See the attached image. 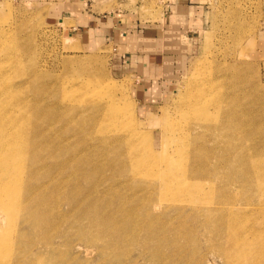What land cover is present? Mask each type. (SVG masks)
<instances>
[{
	"label": "rangeland",
	"instance_id": "1",
	"mask_svg": "<svg viewBox=\"0 0 264 264\" xmlns=\"http://www.w3.org/2000/svg\"><path fill=\"white\" fill-rule=\"evenodd\" d=\"M163 1L168 0H135L134 3L138 5L142 19H147L158 16ZM208 5L205 29L201 31L197 40L196 53L189 60L178 83L166 93L145 95L138 89L137 82L132 75L133 71H128L124 62L119 61L116 55H113L112 46H83L76 34L71 32L68 24L60 23L52 18L48 13V7L40 1L0 0V93L2 92V98L8 100L5 107L13 111L14 122L18 125L21 123V127L26 125L25 130L30 138L35 135V130H32L29 125L33 122L42 123V128L44 127L46 131L45 135L48 133L55 139L60 135L58 141L66 142L72 148H76L74 153L68 156L76 155L82 148L96 145L98 143L96 138L104 134L105 130L116 132L123 128L122 130H126L127 134L134 131L137 141L135 148L138 154L132 157L133 159L125 153V147L110 146L126 158L123 165L117 164L113 169H108L109 173L112 172L115 175V178L112 176L110 180L124 181L129 178L128 181L131 182L141 181L139 185H131L132 189L127 190V194L132 195L139 189L137 190L139 196L145 195L162 201L163 205L167 204L166 200L170 197H167L164 191H159L160 186L156 185L148 189L145 187L150 183V171L158 167L157 164L151 163L150 157L147 156L150 141L153 139V145L156 148L164 147L163 153L166 155L168 147L165 145L167 144L165 140L168 135L167 131H169L168 127L171 126L170 122L173 117L179 114L178 106L182 102L181 96L196 85H199V88L203 87L202 83L205 82L201 79L205 77L208 70L220 73L222 69L229 66L245 68L248 84L255 85V91L248 96L243 94V102L249 107L253 121L250 127L255 131L251 133L252 138L247 139V144L253 145L254 169L257 170L258 182L250 187L245 186V189L239 192L242 204H245L248 197L253 204L246 205L247 209L235 212V219L227 230L229 234L226 232L224 238L213 237L212 232L204 225L205 216L202 213L197 214L199 217L194 220L193 215L188 212L168 209L160 216V219H155L153 227L161 225L160 227L165 228L166 226L167 228L169 226V232L172 229L171 238L179 240L181 247L174 249L176 246L169 243H172V239L169 238L164 240L159 248V252H162L161 258H159L160 253L155 257L153 255L156 251H146V247L136 243L126 245L125 252L116 255V252L101 239L91 242L82 237L80 228H78L79 224L74 220L73 213L70 211L71 207L63 204L62 208L61 206L51 207L49 215L52 217L48 215V221L59 220L57 226L50 224L51 227H48L46 232L44 231L46 234L49 232L53 234V246L56 245L57 249L50 251L48 244L46 246L45 243L40 242L41 236L37 235L38 230L34 226L27 228V221H20L19 224L22 225L18 230L25 228L23 238L17 236V242L8 246L12 252L15 249V254L11 258L12 264H105L104 258H107L106 262L109 264H186V262L187 264H200V262L201 264H264V150H262L264 149V143H262L264 142V61L259 58L253 48V41L258 36L264 18V0H210ZM88 77L97 78L105 84H113L114 89L111 88V91H108V94L105 93L104 96L107 95L106 98L109 99L111 94L116 99L117 105H120L121 110L117 112V119L110 121L103 115L106 101H101L99 104L87 102L93 92L92 88L88 86V81L83 84V88L79 84ZM39 104L48 106V108L38 111L35 108ZM79 105L84 106L80 108ZM50 110L55 120L51 128L47 125L45 121L47 118L44 115ZM172 130L173 128L170 133L173 134ZM42 137L45 136L42 135ZM41 146L39 145V148ZM46 146L43 147L48 149L49 146ZM43 147L40 151L44 155L49 149ZM37 148L28 146L27 156L37 152ZM68 156H63L64 159H62L65 160ZM27 162V173L29 174V166L33 165L32 170H35L33 174L36 173L35 176H37L32 174L33 180L39 178L36 184L39 182L51 184L55 177L60 183V189L64 188L63 177L52 168L50 158L47 157L44 162L39 160L38 163H30L31 158L29 157ZM135 172L139 173L135 174ZM182 172V170L179 171V174L174 176V180L184 177ZM27 173L25 177H29ZM202 182L204 185L201 184ZM202 182L188 192L185 196L186 201L196 200L199 197L207 200L219 195V190H215L214 195H211L210 191L208 192L210 183ZM247 191L250 192L247 193ZM73 195L76 196V193ZM195 203L204 204L205 202L199 199ZM184 204L186 203L181 205ZM190 205H194V202L186 207V211L193 210ZM156 206L162 208L160 203ZM0 212L4 216V212ZM3 216L0 217L1 228L3 227V232L0 233H6V236L11 239V235L14 236L15 232L12 234L6 232L10 227L9 216L2 219ZM201 224L204 228L200 227ZM131 226V230L135 228L134 224ZM190 227L191 229L194 227L191 233L195 234L190 233ZM208 232L210 233L207 234ZM207 235L213 238L208 240ZM183 240L187 243H183ZM193 240L198 244L191 243ZM5 243L6 241L0 250V262L10 257L7 253L8 249H5ZM186 246L188 249L185 248ZM200 248L202 250L198 252ZM174 250L178 252L174 255L175 257L171 256ZM226 251L231 255L229 262L226 258Z\"/></svg>",
	"mask_w": 264,
	"mask_h": 264
},
{
	"label": "bare ground",
	"instance_id": "2",
	"mask_svg": "<svg viewBox=\"0 0 264 264\" xmlns=\"http://www.w3.org/2000/svg\"><path fill=\"white\" fill-rule=\"evenodd\" d=\"M205 77L201 79L205 82L202 83L204 84L203 87L201 86L202 84L200 88L198 87L199 85H196L181 96L182 102L178 106L179 114L174 116L172 121L170 120L171 126L169 125L168 127L169 131H167L168 135L165 140L167 143L165 145L168 147L166 155L163 153L164 147L156 148L153 145V139L150 141L147 156L148 158L150 157L151 163L157 164L158 167L150 171V183L145 187L148 189V187L160 186L159 191H164L165 195L170 197V199L166 200V205H163V202L160 200H155L145 195L139 196L137 194V190L139 189L133 192L132 195L126 193L127 190L132 189L131 185H139L141 181L131 182L128 181L129 178L124 181L110 180L112 176L115 178V175L112 172L109 173L108 169H113L117 164L123 165L126 160L124 156H121L110 146L118 145L122 146V148L125 147V153L129 155V158L133 159L138 154L135 148L137 141L134 131L127 134L126 130H122L123 128L121 130L117 129L118 131L116 132H112L113 130H105L104 134L96 138L98 142L96 145L85 147L81 150L78 149L79 151L76 155L68 156L70 154L72 155L76 148H72L66 142L62 143L58 141L60 135L56 137L57 140L48 133L46 136V131H44V127L42 128V123L40 124V122H33L29 125L32 130H35V135L31 138L28 137V133L25 130L26 125L21 127V123L18 125V123L14 122V113L5 107L8 104V100L6 101L5 99L7 98H2L3 95L1 92L0 211L4 212V216L0 212V217L3 216L2 219H5L6 216H9L10 227L6 232L10 234L15 232V234L14 236L11 235L10 239V237L8 238L6 236V233H0V250L5 241V249H8L9 244L17 242V236L23 238L25 228L21 231L18 230L20 228L19 226L22 225L19 224L20 221H27V228L34 226L38 230L37 235L41 236L39 238L40 242L45 243L46 246L48 244L50 251L57 249L55 247L56 245L53 246V234L51 235L50 232L46 234L45 232L48 227L56 225L59 220L56 219V221L54 220L55 222L48 221L47 217L49 212H51V207L61 206L62 208L63 204H68L71 207L70 211L73 213L74 220L79 224L78 228H80L82 237L91 242H97L101 239L102 242H105L110 246L109 248L116 252V255L125 252L126 245L136 243L139 246L146 247V251H156L153 256L157 257L160 253V246L163 245L164 240L169 238L172 239V243H169L172 245L175 244L176 246L174 249L181 247L180 243H178L179 240L176 241L171 238L172 235L170 232L172 229L169 232L170 227L168 225L169 228H166V226L165 228L160 227L161 225L159 227H153L155 225V219H160V216L166 213L168 209L176 210V212H188V214L193 215L191 216L194 220L199 217L197 214L202 213L205 216L204 225L209 228L213 237L224 238L235 219V212L237 210L247 209L248 206L253 204L251 202L252 200L249 199L250 197L246 199L245 204H242L243 201L239 192H241V189H245V186L250 187V185L258 182L257 170L254 169L255 156L253 153V145L250 146L247 144V139L252 138L251 133L254 131L250 127L253 121L248 105L243 102V94H247L248 96V94L255 91V85L248 84L245 68H239L237 66L225 67L220 73L208 70L205 73ZM86 81L89 82L88 86L93 91L90 94V99H87L89 100L87 102L99 104L101 101H106L104 106L105 113L103 115L110 119V121L117 119V112L121 110L120 105H117L116 99L111 94L109 95V99L106 98L107 95L104 96L105 93L108 94V91H111V88L114 89L113 84H105L97 78L93 77L91 79L88 77V79L79 84L81 88H83V84H86ZM82 106L79 105L78 107L83 108ZM46 108L48 106L39 104L35 109L41 111ZM51 113L52 111L50 110L44 114L47 118L45 121H47L46 123L50 128L55 121ZM171 128H173V134L170 133ZM42 135L45 137H42ZM39 145L42 146L39 148ZM45 145H47L46 147L49 146V150L43 147ZM28 146H32L33 148L38 147V151L27 156ZM42 147L48 150L44 155L40 151ZM254 148L257 149L255 146ZM45 155L50 158L52 168L63 177L64 188L60 189V183L55 177L51 184L47 182H39L36 184L39 178L33 180V175L35 176L36 174H33L35 171L32 170L33 165L29 166V174L27 173V161L29 157L31 158L30 163H38L39 160L42 162L46 160L47 157ZM63 156L68 157L63 160ZM104 158H106V162H104ZM181 170L183 171L182 174L184 177L180 180H174V176L179 174L178 172ZM26 173L30 178L25 177ZM137 173L139 172H135V174ZM106 175L109 176L106 177ZM50 180L52 179L50 178ZM202 181H208L210 183L208 192L210 191L211 195L215 190H219V195H215L216 197L214 196L207 200L204 197H199L196 200L190 199L191 201H186L185 196L188 192L192 191ZM200 187L202 188V186ZM249 192L247 191V193ZM73 193H76V196ZM199 199L204 200L205 203H195ZM192 202H194V205H190V208L193 210L191 212L186 211V207ZM158 203H160L162 208L156 206ZM183 203L186 204L181 205ZM50 224L52 225L50 226ZM132 224H134L135 228L131 230L130 226ZM1 226L2 223L0 222V232H3V227L1 228ZM194 227L192 229L190 227V233L194 231ZM200 227L204 228L202 224ZM175 235L177 236V234ZM210 238L208 237V240ZM49 242L51 243L49 244ZM182 242L184 243L186 241L183 240ZM194 242L195 240L191 241V243ZM217 244L219 245V243ZM192 248L194 247L192 246ZM200 250L202 249L200 248L198 252ZM191 251L193 252L194 250ZM181 252L184 253L183 251ZM7 253H9L8 255L10 257L5 258V261L0 262V264H10L12 255L15 254V249L12 252L11 248H9ZM161 253L159 258H161ZM176 254L178 252L174 250L171 256ZM225 254L229 262L231 255L228 251ZM104 259V263L109 264L106 262L107 258Z\"/></svg>",
	"mask_w": 264,
	"mask_h": 264
},
{
	"label": "crops",
	"instance_id": "3",
	"mask_svg": "<svg viewBox=\"0 0 264 264\" xmlns=\"http://www.w3.org/2000/svg\"><path fill=\"white\" fill-rule=\"evenodd\" d=\"M27 1L47 6L52 18L67 23L83 46H112L113 55L133 71L138 89L153 95L171 90L196 53L210 0L163 1L158 16L147 19L135 0ZM253 48L264 61V18Z\"/></svg>",
	"mask_w": 264,
	"mask_h": 264
}]
</instances>
